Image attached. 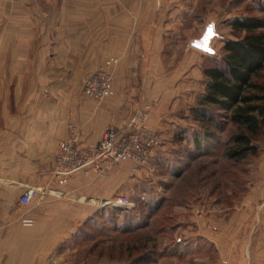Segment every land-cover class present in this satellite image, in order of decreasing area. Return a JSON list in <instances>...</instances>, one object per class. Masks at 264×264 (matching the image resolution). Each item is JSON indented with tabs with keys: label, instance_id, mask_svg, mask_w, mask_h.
I'll return each mask as SVG.
<instances>
[{
	"label": "crops",
	"instance_id": "1",
	"mask_svg": "<svg viewBox=\"0 0 264 264\" xmlns=\"http://www.w3.org/2000/svg\"><path fill=\"white\" fill-rule=\"evenodd\" d=\"M210 1L216 0H0V61L17 63L0 70V219L10 223L0 238V264H37L36 256L53 253L66 234L51 230L54 213L72 210L76 232L84 223V190L94 188L86 197L94 205L86 206L96 212L113 196L108 183L128 176L126 163L110 181L83 171L63 184L53 180L69 125L82 146H92L107 128H127L135 111L149 109L162 140L174 136L184 123L175 110H189L188 102L200 96L201 61L210 56L190 43L208 23L221 21L202 17L201 6ZM111 58L119 61L111 69L112 95L102 102L85 98L83 79ZM10 78L17 81L12 90ZM252 174L238 211L210 224L219 264H264V153ZM42 191H49L44 200ZM21 215L43 225L20 229ZM45 237L52 243H41Z\"/></svg>",
	"mask_w": 264,
	"mask_h": 264
},
{
	"label": "rangeland",
	"instance_id": "2",
	"mask_svg": "<svg viewBox=\"0 0 264 264\" xmlns=\"http://www.w3.org/2000/svg\"><path fill=\"white\" fill-rule=\"evenodd\" d=\"M257 1L216 0L210 1L207 7L202 4V17L208 14V18L221 19L216 23L221 38L214 40L216 56L202 58L200 96L188 102L187 107H192L189 110L183 108L175 110L184 123L177 128L170 140L164 141L158 130L149 123L152 111L149 109L135 111L132 123L136 122L140 114L145 115L147 126L157 133L161 145L151 153L149 161L141 167L133 161L123 160L116 165H104L103 170H96L95 167L79 170L92 179L110 181L115 168H121L126 163L131 164L128 176L122 175L117 182L108 183L109 188L111 190L115 188V191L111 198L106 199L104 207L100 210L95 212L92 206H86V203L94 205L86 198L94 194V188L84 190V223L77 227L76 232L73 228L74 222L69 220L75 215L72 210L67 211L64 208L62 211L59 210L61 214L54 213L50 223L51 230L59 234L64 229V233L69 234L58 238L57 248L53 253L36 256L37 264L220 263V254L209 241L210 224L217 218L219 225V219L222 220L225 214L238 211L240 198L246 192L247 183L253 180L252 165L264 153V138L259 143L263 151L257 158L236 162L226 157V146L228 147L237 133V128L228 121L225 112L200 104L207 83L204 69L215 65L224 67L222 48L226 40L236 38L230 26L234 19L248 16L264 17L262 12L264 0ZM231 9L233 14L228 13ZM16 64L0 61V70L17 69ZM114 66L109 69L110 73ZM85 78L81 86L85 98L102 102L112 95L101 101L86 97L83 94ZM16 82L15 78H10L9 88L17 85ZM13 97L14 94H11L10 98ZM13 106L10 105V111L15 112ZM200 110L210 115L215 123L199 120L197 115ZM70 126L75 128L81 147L86 149L95 146H82L80 135L74 125H69V135ZM130 126L113 129L124 131ZM55 171L54 157L51 175L58 184L66 183L79 172L76 171L63 181L56 176ZM41 193L43 194L41 200H44L49 191ZM24 215L18 217L20 229H40L43 225L38 223L37 218H27ZM23 219H32L34 224L25 226ZM0 221L2 223L0 238L2 235L4 238L10 223L7 219ZM72 228L74 230L70 234ZM38 231L43 234L46 232ZM39 240L41 243L44 241L46 244L49 241L52 243L49 237Z\"/></svg>",
	"mask_w": 264,
	"mask_h": 264
},
{
	"label": "trees",
	"instance_id": "3",
	"mask_svg": "<svg viewBox=\"0 0 264 264\" xmlns=\"http://www.w3.org/2000/svg\"><path fill=\"white\" fill-rule=\"evenodd\" d=\"M230 26L236 38L225 41L223 68L204 69L207 83L200 104L225 112L237 128L226 146V157L240 162L263 151L259 143L264 138V17L236 18ZM197 117L215 123L204 111Z\"/></svg>",
	"mask_w": 264,
	"mask_h": 264
},
{
	"label": "built area",
	"instance_id": "4",
	"mask_svg": "<svg viewBox=\"0 0 264 264\" xmlns=\"http://www.w3.org/2000/svg\"><path fill=\"white\" fill-rule=\"evenodd\" d=\"M117 63V59H110L87 75L83 94L99 101L109 97L112 94V75L109 69ZM160 145L157 133L147 126L146 116L143 114L124 131L107 129L98 144L86 149L80 146L75 128L70 126L69 139L60 144L55 156V173L64 181L85 167L103 170L104 165H116L123 160L133 161L141 167L149 161L151 153ZM23 224L32 226L34 222L32 219H23ZM1 228L0 221V234Z\"/></svg>",
	"mask_w": 264,
	"mask_h": 264
},
{
	"label": "water",
	"instance_id": "5",
	"mask_svg": "<svg viewBox=\"0 0 264 264\" xmlns=\"http://www.w3.org/2000/svg\"><path fill=\"white\" fill-rule=\"evenodd\" d=\"M209 28L212 29V34L209 35ZM205 37H209L207 40H205ZM216 38H221V35L217 32L216 29V22H211L208 23L205 27V31L203 33V35L196 40H193L190 45L191 47L205 53L208 54L210 56H216V50L213 47V41ZM199 45V46H197Z\"/></svg>",
	"mask_w": 264,
	"mask_h": 264
},
{
	"label": "snow or ice",
	"instance_id": "6",
	"mask_svg": "<svg viewBox=\"0 0 264 264\" xmlns=\"http://www.w3.org/2000/svg\"><path fill=\"white\" fill-rule=\"evenodd\" d=\"M212 34V29L211 28H209V35H211ZM209 37H205V40H207ZM197 46H199V45H197Z\"/></svg>",
	"mask_w": 264,
	"mask_h": 264
}]
</instances>
